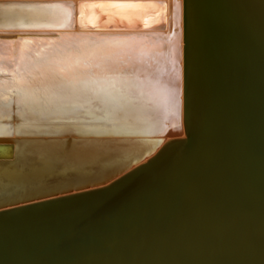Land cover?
I'll return each mask as SVG.
<instances>
[{"label": "bare ground", "instance_id": "1", "mask_svg": "<svg viewBox=\"0 0 264 264\" xmlns=\"http://www.w3.org/2000/svg\"><path fill=\"white\" fill-rule=\"evenodd\" d=\"M65 1L66 0H64V2L57 0L56 1L36 0V5H32V4L28 5V4H19L18 2L27 3L29 2V0H0V136H7L6 139L0 138L1 139L0 141L2 143L11 142L13 144V145H0V153L8 154L3 156L0 155V159L13 158V153L15 150H17L19 154L21 153L23 155L25 150L35 145V144L33 145L34 140L20 136V134H23V132L26 133L41 132L44 134L45 133L53 134V133H64L66 131L72 130L77 132L89 131L97 136H102L104 134H107L110 136L113 135L143 136L145 138L97 139V140H89L85 142L77 140L78 142H74V144H72L73 146L70 145L72 147L69 150V153H67V155L66 152L64 151L65 154L64 156L62 155L64 158L63 159L64 162L62 163V166L58 165L55 168L48 170L47 169L48 165L47 166L45 165L43 166L44 171L39 170V172H37L36 175H29V176L27 175L25 177L22 176L21 173V175L17 177L19 179L18 182L12 183L10 180L1 182L0 203L6 200H10L13 197H17V199L27 200L31 197L43 196L55 190L66 191L65 189H71V187H75V186L84 187L92 182L93 183L102 182L116 175V173H120L121 171L124 172L123 170H125L127 167L128 170L126 169L125 172L130 171L136 166L144 163L145 160L147 159L146 155H151V153L154 152V150L159 146V144L164 141L165 137L168 135L166 134V131L167 129H169V127L174 128L173 129L174 131L177 128L176 124L179 123L180 130L182 132H185V118H187V123L189 127L192 128L193 124L196 121H200V120L202 121L210 118L209 116L211 115V112L213 110H216L220 113L222 111L223 106H225L227 103L226 100L228 101L229 98H231V96L234 97V99H236L237 96L236 94L239 92L238 90H240L238 88L241 86V83H238V81H240V79H238L240 67L242 69L241 72L247 74L250 81L252 75H254L253 66L249 62L247 64L244 58V52L247 49L249 52L251 50L250 48L246 47L247 46L246 35L249 34L253 36V34L256 32L255 28L258 26L254 28L253 25L254 15H256L257 10L264 9V0H204V2L202 0L200 3L201 4L200 13L198 12L200 11L199 8L197 11L196 10L197 7L192 6V2L190 0H188L189 2H187L186 0H181L180 2V12H181V18H180L181 73L180 74L181 75H180L179 93L177 90V69L175 65L177 61L176 47H179V40L177 42L176 31L172 30V26L175 24L174 0H72V4L74 6L72 9V12L74 13L73 16L71 17L72 28H67V27L57 28L55 26H62L69 23L68 22L69 21L68 14L70 10L68 6L69 3ZM61 8H63V12H61L60 10ZM236 15L238 16L240 26L235 21ZM256 16L257 18L259 17L258 15ZM41 24H43L44 27L39 26ZM263 26L264 24L262 25V27ZM262 29L264 30V28ZM30 30H35L34 31L35 34L28 35L27 33H29ZM40 30H55V31L42 32ZM187 31L189 35V45H190L188 50L189 53L188 65H187V59L185 58L186 48L184 47L185 42L187 40ZM259 31L261 35L262 32L259 28L258 31L256 32V35L258 36H255L254 34L255 38L258 37V40L259 37L261 36L263 37V34L261 36L257 34ZM12 37H16V38H12ZM250 38L248 37V39ZM256 39L253 42L252 46H254L255 43H258L256 42ZM261 42L262 41H260V43ZM256 45L258 46V44ZM256 45L254 46L255 48L252 47V50L253 48L254 50L256 49ZM245 47L247 48L246 50ZM258 47L260 48V46ZM263 47H264V42H263ZM68 50L79 51L85 55L88 53L99 52V51L112 53V55L110 56L107 62L112 69V71L108 74L109 78L106 81H102L101 85H97L91 82L88 78H85V81L77 85L74 90L73 89L61 90L56 88L51 82L45 81L43 84H41L38 79H33V77L37 76V70L43 68L44 62L50 58L53 52H64ZM260 50H262V52L264 53L262 48ZM258 51H256V53ZM252 52H250V55L253 54ZM256 53L254 55H256ZM262 56L264 58V55ZM259 61H257L258 67L260 64L262 65V63ZM262 61L264 63V60ZM254 62L255 64H257L256 61ZM185 65L187 66L188 69V75H186V89L184 87ZM257 69L258 71H260L259 68ZM263 69L264 68H262L261 71ZM92 71L96 72L97 70L93 69ZM13 73H16V76H14ZM21 76H23L29 83L27 85L22 86V91L19 94H17L14 93L12 89L15 86V81L18 80ZM263 76L264 75H262V77ZM239 77L241 78V76ZM100 87H103L104 91L100 92L98 96L94 95L92 92L89 91V89L95 88L97 89V92H99ZM172 90H174V97L176 101L175 105L170 99V95L173 94ZM241 97H239V99ZM178 103H179V110L178 112H176L175 108H176V104ZM227 117H229L230 119L231 116H228L227 114ZM220 120L222 121V115ZM220 125L222 126V124ZM212 130H214V128ZM212 142H213L212 144H215L214 141ZM64 146L65 145H63V147ZM44 149L46 152L49 151L50 153H54L53 151H57V149L52 150L49 147H44ZM216 150H218V147ZM205 152L207 154L208 150ZM257 152L259 151L257 150ZM180 154L178 155L180 156ZM217 154L219 155V152ZM184 155L186 156L187 154H183V156ZM195 155L197 154L195 153ZM201 156L203 157V155ZM221 156L222 153L221 155H219V157H217L218 160ZM188 157L187 158L185 157L187 159L186 163L189 162L188 159H193L191 156L190 158ZM206 157L207 155H204V158ZM58 158L60 157L51 158V160H53L51 162L57 161ZM182 158L184 161L185 158L184 157ZM194 159H196L195 156ZM22 161L24 162V159ZM183 161L180 162L183 163ZM195 161L198 160H193V163H195ZM234 161L236 160L234 159ZM234 161L233 163H235ZM206 162L208 163V161ZM247 162H249V160ZM132 163L134 164L132 165ZM187 165H189V163ZM189 166L192 167L193 164H190ZM164 167L166 168V166ZM179 167L178 169H180ZM254 167H256V165ZM204 169L205 168H202V170ZM196 170L194 169L195 172ZM164 172H166L165 169ZM190 172H193L192 169ZM186 173L188 174V172ZM153 174L154 173H152V175ZM157 174L159 175V173ZM164 174L167 175V173ZM177 175L179 174L177 173ZM257 177L255 178L257 179ZM151 178L153 177L150 176L149 179ZM178 178L176 177L175 179ZM114 179L116 178L112 177V179L109 180V182H112ZM191 181L190 183H192ZM155 182L158 183L157 180H155ZM166 184L167 183L165 181V185ZM171 184H173V182L170 183V185ZM172 187L175 188L174 186ZM195 187L197 188L198 185ZM160 188L161 187L158 188L159 192H160ZM182 188L184 189L183 186ZM70 193H74V192L72 191ZM135 193L138 194V192ZM141 193L142 192H140V194ZM148 193L146 192V194ZM155 194H157V189L155 191ZM165 197L166 196L164 195L162 199H165ZM187 198L189 199V197ZM178 200L179 199L176 200V203L179 202ZM155 201H152V203ZM183 201H185V199ZM166 202H168V200ZM150 203L151 202H149V205ZM163 203H161L160 205L158 203V205L161 207ZM169 203H170V199L168 202L169 207L166 206L167 204L166 205L163 204L166 207V209L164 208V211L167 210V208H170V210L172 209V211H170L171 215L173 213V215L178 216L179 215L178 208L181 202L178 203V206L176 205L177 209H175V211L173 210L174 206L170 207ZM171 203L173 205L174 199ZM141 204L143 205V203ZM146 204L148 205V203ZM184 208H185L184 204L182 203L179 209L182 210ZM134 209H135V205H134ZM143 212L141 213V215L143 214ZM166 212L168 213V210ZM132 213L133 215L136 214L137 216L136 211ZM144 213L147 214L146 211ZM149 214L150 215L148 218H150L151 216V213ZM175 216L173 218H175ZM60 217L62 216H59V218L54 217L56 222L55 224H57L58 221V220L56 221V219H61ZM140 217L141 216H139L138 218ZM130 218L132 219L134 217H130ZM130 218L126 217V219L123 220L124 223L127 220V225H128V219L132 221V224L136 223L137 220L139 221V219L137 218H134L133 220H131ZM123 221L121 220L120 223L121 222L123 223ZM130 221L129 224L131 223ZM46 226L50 230V226L48 224ZM105 226H110V224L108 225L106 224ZM111 226H113V222ZM17 227L19 228V226ZM81 227L79 229H81ZM121 227L123 228V226ZM121 227L120 229H122ZM128 227H131V224ZM39 228H42V226L41 227L39 226ZM48 228L46 229V231L48 230ZM53 228L55 227L53 226ZM106 228L107 227H105V230ZM64 229L65 228H63L62 231H64ZM96 229L97 228H95L94 231H96ZM102 230H104L103 227L100 230V232ZM109 230H111L110 232L112 231L114 232V229L113 230L108 229V231ZM122 230H123L122 234L126 232L124 228ZM34 231L35 230H33V232ZM36 232H40V231H37L36 229ZM110 232H108L107 234L110 235L109 234ZM42 233L44 232L42 231ZM57 233L58 232H56L55 235ZM75 233L78 232L76 231ZM37 234L38 236L40 235L41 238V234L39 233ZM115 234H120V233L117 232ZM0 235L2 236V234ZM33 235L35 236V234H32L31 236ZM49 235L50 234L48 235L46 234L47 237ZM55 235H53V237L56 241V238L61 235L60 233L59 236L57 234L56 238ZM11 236L12 235H10V238ZM64 236L62 237L65 238ZM95 236L96 239L99 238L100 233L98 237L97 234ZM101 236L103 238V235ZM66 237L68 236L66 235ZM40 238L37 237V239ZM50 238L52 240V236ZM109 238L111 237L109 236ZM0 239L2 240L5 238H0ZM43 239L46 238L44 237ZM25 240L26 239L24 238L23 241ZM91 240H93V238ZM100 240L101 239H99V241ZM88 242L85 244L89 245ZM24 243L26 244V242ZM24 243L23 245H25ZM98 243L100 245L102 243V240ZM47 244L49 243L47 242ZM82 244H84V242H82ZM115 244L116 242L114 243V245ZM94 245L97 247V249L101 248L100 246L98 247L96 243ZM5 246H7L8 248V245L5 244ZM37 246L38 244L35 246V249H37L36 248ZM53 246L56 247V245ZM95 246H91V247H95ZM40 248H38V250H40ZM77 248L79 249V254L77 253V260H78L80 252L83 253V250L80 249L81 246L80 248L77 246ZM0 249L2 248L0 247ZM45 250H47L46 255H48V257L49 255L54 256V254H52L51 252L50 254L48 253V248ZM89 251L92 250L89 249ZM31 252L33 251L31 250ZM40 253L45 254V252L43 253L42 250ZM82 253L81 256H83ZM35 254L37 256L39 255L37 253ZM84 254L87 256L86 253ZM81 256L79 257V259L81 258ZM38 258L40 257L38 256ZM84 258L82 260H85ZM68 259H73V257L71 258L70 256V258ZM68 259L66 258L65 262H67ZM41 261H43V259ZM46 262L49 261L47 260Z\"/></svg>", "mask_w": 264, "mask_h": 264}, {"label": "rangeland", "instance_id": "2", "mask_svg": "<svg viewBox=\"0 0 264 264\" xmlns=\"http://www.w3.org/2000/svg\"><path fill=\"white\" fill-rule=\"evenodd\" d=\"M60 10L61 12H63V8H61ZM263 10L264 9H261V10L259 9L256 11V15H258L259 17L257 18V16L254 15V24H253L254 28L258 26L255 28L256 32L258 31V28L261 30L263 37L261 36L262 34L260 35V31L257 34L261 36L259 37V40L262 42L260 43V41L258 40V37H256L257 39L255 38V36H258L256 35V32L254 33L255 36L254 34L253 36L249 34L246 35V40H247L246 47L251 49V50L249 49L250 52L253 51L252 52L253 54L250 55V52L248 51L246 47H245V50L246 49L247 50L246 51L244 50L245 51L244 58L247 64L249 62L253 66V69H254V75H252L251 81L248 78L247 74H245L244 72L243 73L241 72L242 69L240 67V71L238 75V79H240V81H238V83H241V86L238 88L240 90H238L239 92L236 94L237 95L236 99H234V97L231 96V98H229L228 101L226 100L227 103L225 106H223L222 111L220 113L216 110H213L211 112V115L209 116L210 118L206 120H202V121L201 120L196 121L193 124L191 128L193 132L192 134H194L193 142L191 145L192 148L190 147V148H186L183 150H179V154L181 153V151L182 153L180 154V156L179 155L177 156L178 159L176 158L174 161L170 162L171 165L168 162V166H167V163H166V165H163V168L160 167L158 170L154 171L153 175L151 174L145 179L140 180L136 185L131 186L129 188L132 191L131 197L133 196L132 197L133 199L131 200L132 201L131 205L130 204L127 205L126 203L127 200H123L122 202H117V206H115V208L112 209V212H109L111 210L109 211L107 210L105 211L106 213L90 217L88 220V225L90 227L88 225L78 223L77 219L75 220V219L69 218V215L68 216L65 215L66 217L62 216L60 217L61 219H56V221L57 220L59 221V223L57 221V226L54 225L56 223L54 217L49 218L47 220H45L44 217H40V218L38 217L37 218L38 223H34L33 225L35 226H32L31 228L21 229L20 227L18 228L16 225L14 227L11 226V228L7 227L5 228L6 230L2 229V231H0V234H2V236L0 235V238H5V239H2V240L0 239V247L2 249L5 248L6 252L8 251L7 254L9 255V257L12 258V259L8 258V260L14 261L13 264H27V263L28 264H61V263L62 264H75V263L76 264H83V263L89 264V262L90 264H264V185H263L264 184V157H263L264 156V132H263L264 131V107H263L264 106V81H263L264 76L262 77V75H264L263 74L264 69L262 70L263 72L261 71V69L264 68V63L262 61L264 60L262 56L264 55V53L262 52V50H260L262 48L264 51V47H263L264 30L262 29L264 28V26L262 27V25L264 24V11ZM248 37L249 38L251 37V38L248 39ZM255 39H256V42L258 43H255L254 46L256 44L260 46L259 48L256 45V49L259 50L258 51L255 49L256 51H258L257 53L254 50L255 47L252 46ZM252 47H254L253 50H252ZM255 53L256 55H254ZM254 61H256V63L257 61H259L262 63V65L260 64L261 66L259 65L258 67V63L255 64ZM257 68H259L260 71H258ZM239 76H241V78ZM239 97L241 98L239 99ZM242 106L243 107L245 106V107L243 108ZM260 107H263V108H260ZM252 108L254 111L252 110ZM227 114L228 116H231L230 119L229 117H227ZM221 115H222V121L220 120ZM219 123L222 124V126ZM258 125L261 127H259ZM215 126L217 129L215 128ZM223 126L225 127V129ZM211 128L212 129L214 128V130H212ZM184 138L185 137H182L181 140H183ZM169 140H170V134H168V136L165 137L164 141L159 144V146L154 150L151 156H153L154 153L156 154V152H158L164 145H166V143ZM212 141H214L215 144H212L213 143ZM194 143H195V146H194ZM217 147H218V150H216ZM207 150L208 152L206 154L205 151ZM257 150L259 152H257ZM194 152L197 155H195ZM218 152H219V155H221L222 153V156L219 158V160L217 158L219 157V155L217 154ZM183 154H187V155L183 156ZM200 154L203 155V157ZM204 155H207V157L204 158ZM190 156L193 159H188L189 160L188 163L189 165L193 164L192 167L187 165L188 163H186L187 161L186 158L187 157L190 158ZM194 156L196 157V159H194ZM197 156L200 158H198ZM182 157L184 158L186 157L184 161ZM231 157H233L236 161H234V159ZM199 159H200V162H199ZM193 160H198V161H195V163H193ZM248 160L249 162H247ZM180 161H183V163H181ZM206 161H208V163ZM233 161L235 163H233ZM255 165L256 167H254ZM164 166H166V168ZM178 167L181 169V171L180 169H178ZM183 168L186 170H184ZM202 168H205V169L202 170ZM164 169L166 170V172H164ZM167 169H168V172H167ZM191 169L193 172H190ZM194 169L196 170V172L194 171ZM186 172H188V174ZM157 173H159L160 177ZM164 173H167V175ZM177 173L180 176L177 175ZM243 174L245 178L243 177ZM150 176L153 178L149 179ZM175 176L177 178L178 177L180 178L175 179L176 178ZM255 177H257L258 180ZM159 179L161 182L159 181ZM149 180H152V181H149ZM155 180H157L158 183H156ZM165 181L167 183L166 185H165ZM190 181L192 183H190ZM172 182L173 184L171 185L174 186L175 188H173L170 185V183ZM197 185L198 187L196 188L195 186ZM179 186H180V189H179ZM182 186L184 187V189L182 188ZM159 187H161L160 192L158 189ZM152 189H153V192H152ZM156 189H157L158 195L155 194ZM135 192H138V194ZM140 192L142 193L144 192V193L143 194L141 193L142 194L141 195ZM146 192L148 194H146ZM153 195L155 196V198ZM164 195L166 196L165 197L166 200L162 199ZM187 197H189L190 200ZM155 199L159 203V205L164 202L163 204L165 205L167 204L166 205L167 207H169L168 202L170 199L169 205L170 207L174 206L173 207L174 211L175 209H177L176 205L178 206L179 202H181V204L179 205V208L182 205V203L184 204L185 208L182 210L178 208L179 217L177 215L176 216L173 215V213L171 215L170 211H172V209L170 210V208H167L168 213H169L168 214L166 212L167 210L164 211V208L166 209L165 205L162 204V206L160 207L158 203L155 201ZM173 199H174V203L172 205L171 202L173 201ZM177 199H179L178 200L179 202L176 203ZM184 199L185 201H183ZM167 200L168 202H166ZM152 201H155L153 202L154 204L152 203ZM149 202H151L150 205H149ZM141 203H143V205ZM146 203H148V205ZM186 203H187V206H186ZM134 205H135V209H134ZM130 207H131V210H130ZM134 211H136L137 216L136 214L133 215L132 212ZM143 211L144 212L146 211L148 216ZM142 212H143L142 214L143 217L141 215ZM149 213H151L150 218H148L150 215ZM111 214L113 217L111 216ZM139 216L141 217L138 218ZM174 216L175 218H173ZM126 217L127 218L134 217V218L139 219V221L137 220L136 223L132 224V221L128 219V225H127V220L125 221V223L123 221L126 219ZM57 218H59V216ZM134 218L132 219L130 218V219L133 220ZM121 220L123 221V223L122 222L121 223L124 225L120 223ZM129 221L131 222L130 223L131 227H128L130 226ZM112 222H113V226H111ZM47 224L50 226V230L46 226ZM106 224L107 225L110 224V226H105ZM39 226L40 227L42 226V228H39ZM53 226L55 228H53ZM121 226H123V228L126 231V232L124 231L125 233L123 234H122L123 228ZM62 227L65 228L64 231H62L63 229ZM80 227L83 230L79 229ZM102 227L104 228V230H102L104 233L102 231L100 232ZM105 227H107L106 230H105ZM120 227L122 229H120ZM47 228L48 230L46 231ZM58 228H61V229H58ZM95 228H97L96 231H94ZM115 228L117 231L115 230ZM118 228H119V231H118ZM36 229L37 231H40V232H36ZM108 229H112V230L114 229V232L113 231L110 232L111 230L108 231ZM33 230L35 231L33 232ZM42 231L44 233H42ZM76 231L81 234L75 233ZM92 231H93V234H92ZM56 232H58L57 233L58 236H59V233L61 236L57 237L56 236L57 234L55 235ZM61 232L62 233L64 232V233L62 234ZM98 232L100 233V237L96 239L95 235L97 234V237H98L99 236ZM108 232H110L109 233L110 235L107 234ZM117 232L120 234H115ZM9 233L10 235H12L11 238H10ZM37 233L39 234L42 233L41 238H40V235L38 236ZM45 233L47 235L50 234L49 236L50 237L52 236L53 241L51 240L49 236L47 237ZM32 234H35V236L33 235L34 238L33 236H31ZM52 234L55 235V238L57 237L56 241ZM85 234H86V237H85ZM15 235H17L18 237ZM66 235L68 237H66ZM101 235H103L104 241ZM36 236L39 237L40 239H37ZM43 236L46 239H43L44 238ZM62 236H64L65 238H63ZM109 236L111 238H109ZM94 237H95V240H94ZM24 238L26 239L25 241H23ZM30 238H32L34 241ZM92 238L93 240H91ZM99 239L102 240V243H101L102 245L101 244L99 245L98 242L101 241V240L99 241ZM39 240L42 242H40ZM46 241L49 244H47ZM92 241H95V242H92ZM24 242H26V244ZM82 242H84V244H82ZM87 242L89 245L85 244ZM115 242L116 244L114 245ZM23 243L25 245H23ZM95 243L98 245V247L100 246L102 249L101 248L97 249V247L94 245ZM5 244L8 245V248L7 246H5ZM37 244H38V246L36 247L37 249H35V246ZM29 245H30V248H29ZM48 245H50L51 247ZM53 245H56V247ZM77 246L79 248L81 246L80 249L83 250V253L80 252L79 257L81 256V253L83 256H81L80 259L78 257V260H77V253L79 254V249L77 248ZM91 246H95V247H91ZM40 247L41 248L43 247V248L41 249ZM38 248H40V250H38ZM47 248H48V253L50 254L51 252L52 254H54V256L49 255L48 257V255H46L47 250L45 249ZM57 248H58V251H57ZM88 248L92 251H89ZM31 250L33 252H31ZM41 250L43 251V253L45 252V254H41L40 253ZM34 252L39 254L38 256L41 259L38 258V256ZM28 253H29V256H28ZM84 253H86L87 256ZM91 254L93 257L91 256ZM4 256H7V255H4ZM70 256L71 258L73 257V259H68L70 258ZM65 257L68 259L67 260L68 263L65 262L66 261ZM82 257L83 258L85 257L84 258L85 260H82L83 259ZM0 259H2L0 260V264H6L5 261H7V264H8V260L6 259V257L0 258ZM42 259L43 261H41ZM47 260L49 262H46Z\"/></svg>", "mask_w": 264, "mask_h": 264}, {"label": "water", "instance_id": "3", "mask_svg": "<svg viewBox=\"0 0 264 264\" xmlns=\"http://www.w3.org/2000/svg\"><path fill=\"white\" fill-rule=\"evenodd\" d=\"M56 1V0H54ZM63 1L64 0H57ZM189 2L188 0H186ZM192 2V6L197 7L201 12V1L202 0H190ZM69 6V23L62 26H55L57 28L67 27L72 28V16L73 13V4L72 0H66ZM180 2L181 0H174V21L175 24L172 26V30L176 31L177 42L179 40V47L177 49L176 56V69H177V90L178 93L180 91V56H181V47H180ZM204 2V0H203ZM19 4H32L36 5V0H29V2H18ZM40 3V2H39ZM178 5V8L176 7ZM189 8V6H188ZM71 18V19H70ZM235 21L240 26V22L238 16H235ZM33 26V25H32ZM44 27L43 24L39 25ZM35 30H30L28 35H34ZM44 32L55 31V30H40ZM23 32V31H21ZM26 32V31H24ZM248 32V31H247ZM249 33V32H248ZM24 35V34H21ZM16 38V37H12ZM189 35L187 31V40L185 42L184 47L186 48L185 58L187 59L188 65V50H189ZM187 73V74H186ZM184 87L186 89V75H188L187 66H184ZM176 112L179 110V103L176 104L175 108ZM177 128L173 131L174 128L169 127L167 129L166 134H170V140L164 145L156 154L153 156L146 155V162L136 166L128 172H125L128 167L123 170L124 172L116 173V175L112 176L114 179L112 182L109 179L98 182V183H90L84 187H71V189H65L66 191H53L47 193L43 196L39 197H31L27 200L17 199V197H13L10 200H6L0 203V230L5 229L7 227L19 226L21 229L31 228L34 223L37 222V218L44 217L45 220L49 218H57L58 216H68L72 219H77L78 223L88 225V220L92 216L101 215L106 213L105 211L112 212V209L117 206V202H122L123 200H127V205H131V186L136 185L140 180L148 177L154 171L158 170L160 167L165 165L168 162L174 161L178 154L179 150H183L186 148H190L193 142L194 134H192V129L189 127L187 123V118H185V132L180 130L179 123L176 124ZM21 137H27L28 139L34 140L33 147L25 150L23 155L18 153L17 150L13 153V158L11 159H0V183L3 181L10 180L12 183L18 182L19 175L29 176L36 175L39 170H43V166H47L48 170L55 168L58 165L62 166L64 162V151L69 153V150L73 146L74 142L78 141H89V140H97V139H123V138H134V139H143V136H110L104 134L102 136H97L92 132L84 131H66L64 133H41V132H23L20 134ZM168 136V135H167ZM9 137V136H8ZM182 137H185L181 140ZM0 138H7V136H0ZM10 138V137H9ZM1 140V139H0ZM78 140V141H77ZM63 141V142H61ZM0 145H13L11 142L2 143L0 141ZM65 145V149L63 147ZM72 145V146H70ZM44 147H49L52 150L57 149V151H53L54 153H50L49 151H45ZM64 149V150H63ZM153 154V153H151ZM1 156L8 155L0 153ZM63 155V156H62ZM24 156V158H23ZM53 156V157H51ZM57 158V161L51 162V158ZM24 159V162L22 161ZM60 159V160H59ZM60 161V162H59ZM50 163V164H49ZM134 163H132L133 165ZM131 166V165H130ZM42 167V168H41ZM39 168V169H38ZM20 169V170H19ZM124 173V174H123ZM120 175V176H119ZM119 176V177H117ZM74 193H70V192ZM60 195V196H59ZM9 207V208H8ZM71 215V216H70ZM112 216V214H111ZM36 221V222H35ZM30 224V225H29ZM57 226V224H55ZM17 236V235H15ZM14 236V237H15ZM18 237V236H17ZM16 237V238H17ZM24 237V235H23ZM21 239V237H20ZM19 239V240H20ZM2 254V255H1ZM7 255V256H4ZM8 260L9 255L5 251V249H0V258H4ZM12 259V258H11ZM7 264V261H5ZM14 261H9L8 264H13Z\"/></svg>", "mask_w": 264, "mask_h": 264}, {"label": "snow or ice", "instance_id": "4", "mask_svg": "<svg viewBox=\"0 0 264 264\" xmlns=\"http://www.w3.org/2000/svg\"><path fill=\"white\" fill-rule=\"evenodd\" d=\"M178 8V5H176ZM112 53L99 51L88 54H82L79 51H64L53 52L50 58L44 62L42 69L37 70V76L33 79H38L41 84L45 81L51 82L56 88L75 89L77 85L85 81L88 78L91 82L101 85L102 81H106L109 78V73L112 71L108 65V60ZM97 70L93 72L92 70ZM16 76V73H13ZM31 75V74H29ZM29 82L21 76L15 81V86L12 89L14 93L19 94L22 91V86L27 85ZM94 95H99L103 92V87L97 89H89ZM170 99L175 105L174 90H172Z\"/></svg>", "mask_w": 264, "mask_h": 264}]
</instances>
